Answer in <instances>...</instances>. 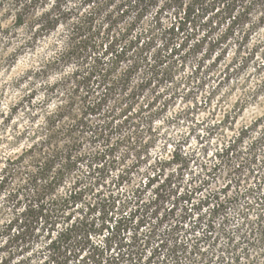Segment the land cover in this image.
I'll return each instance as SVG.
<instances>
[{
  "label": "trees",
  "instance_id": "1",
  "mask_svg": "<svg viewBox=\"0 0 264 264\" xmlns=\"http://www.w3.org/2000/svg\"><path fill=\"white\" fill-rule=\"evenodd\" d=\"M71 3L0 2V47L7 44L8 53H0V68L20 59L26 64L12 81L19 96L7 110L0 87V225L6 222L0 236L24 246L21 256L47 241L41 264H48L58 241L64 264H200L198 242L189 250L179 232L188 226L202 229L203 237L215 240L216 232L231 241L240 221L229 211L238 197L229 196V183L211 189L215 174L204 163L198 165L202 174L193 172L198 158L187 150L191 131L173 132L188 122L190 111L169 110L178 96L202 90L210 80L207 100L224 87L226 96H235L234 110L256 103L264 74L255 82L233 80L251 64L264 70V32L238 38L236 0ZM163 17L170 20L164 28ZM158 34L172 42L158 44ZM190 57L195 64L182 75ZM173 135L181 138L179 149ZM259 152L264 155V113L241 125L216 156L236 162L238 173L254 174L255 166L264 171ZM145 166L146 182L133 185L134 171ZM182 169H190L192 186L161 214L167 192L156 188L145 198L146 192L160 180L178 188ZM245 189L258 192L261 221L264 185L256 180ZM178 201L183 214L161 230Z\"/></svg>",
  "mask_w": 264,
  "mask_h": 264
},
{
  "label": "rangeland",
  "instance_id": "2",
  "mask_svg": "<svg viewBox=\"0 0 264 264\" xmlns=\"http://www.w3.org/2000/svg\"><path fill=\"white\" fill-rule=\"evenodd\" d=\"M169 22L170 20L168 17H163L161 27L164 28ZM160 34H158V44L168 42V40L172 42L169 35L164 37V35L161 36ZM170 46L172 45L170 44ZM46 53L47 50H43V54ZM232 56L233 51L229 53L227 60L229 61ZM194 62V59L191 57L187 58L185 67L181 70L182 75L190 74L192 64H195ZM253 66L254 65L251 64L250 68L245 71V73L235 76L233 83L236 84V81H240L247 76L252 82H255L256 79H260L264 74V70L258 73L254 70ZM25 67L26 64L23 59H20L12 68L8 66L0 68V87H3L4 90L1 97V105L6 110L19 96L18 89L13 85L12 81L19 77ZM206 69L207 68L204 66L201 69L203 75L206 74ZM201 76L202 75L199 74V77ZM213 84L214 82L210 80L202 90L178 96L174 104L175 109L171 107L169 114H171L173 110H181L183 108L186 110L189 109L190 114L189 117L186 118L188 122L185 121L186 123L184 122L179 127L173 128V132L178 129L187 132L191 131L190 146L187 150L195 152L198 158L196 162L191 164V167L194 173L202 174L201 169L198 167L199 163L202 162L204 163V170H210L211 173L215 174V181L212 183L211 189L220 190L227 183L231 185L228 194L229 196H235V198L238 197V199L229 213L236 216V219L240 221V228H236L231 236V241H227V239L220 234L216 235V232L212 235L215 239L213 240V238L203 237L202 229L199 230V233L192 232L189 230L188 226H185L179 232V239L185 240L190 244L188 247L189 250L191 249V245L195 246L196 242H198L200 252L199 258L202 260L200 264H212L213 262L218 264L219 261L221 262L220 264H228L227 261L229 258L234 259L231 264H246V256L251 255L254 251H258V249L253 246L264 244V214H262L261 221L257 219V215L261 212V210L258 209V202L260 201L257 198L259 194L258 192H247L246 194L245 188L254 186L256 180H260L261 185H264V171L255 166L254 168L256 170L254 174H250L248 171L238 173L236 171V162L228 161L226 156L218 157L216 155L219 153V149L223 147L224 141L233 136L241 125L250 123L255 117L264 113V91L261 93L260 99L256 103L247 105L241 110H234L233 105L236 102L235 96L231 94L226 96V94H224V92H226L224 87H222V91L211 97L210 100H207L208 92L212 89ZM189 87V85H186L182 88L185 90ZM246 142L247 141H245L244 144ZM258 158L259 160H264L262 152L258 153ZM214 164H217L215 169H213ZM174 167L175 166L172 168ZM147 168L149 167L145 166L134 171L132 175L133 185L135 183V185H138L140 182H146L145 176L148 172ZM168 172H170V168H167L166 173ZM182 174V178L176 183L179 184L178 188L174 186L170 187L167 183L161 185L160 180L159 182H154L147 190L145 198H150L152 191L156 188H158V191L163 195L167 192L164 205L159 210L161 214L168 212L167 208L172 206V203H174L183 189L186 187L191 188L190 169H182ZM163 177L164 176H162V178ZM235 179L238 180L239 185L237 187L234 186ZM174 190L177 191V194ZM168 193L171 195L168 196ZM182 205L181 201L176 203L171 217L163 223L160 228L161 230L168 229L170 224L173 225L176 220L180 219L179 215L183 214ZM165 208L166 211L164 212ZM243 212L247 213V219L244 221L240 217ZM160 217L161 215L158 216V218ZM223 252L224 259L220 257V254Z\"/></svg>",
  "mask_w": 264,
  "mask_h": 264
},
{
  "label": "clouds",
  "instance_id": "3",
  "mask_svg": "<svg viewBox=\"0 0 264 264\" xmlns=\"http://www.w3.org/2000/svg\"><path fill=\"white\" fill-rule=\"evenodd\" d=\"M2 2V0H0ZM29 0H25V3ZM44 2H47L48 7L51 8L54 4L57 3V0H41V6ZM65 8L73 7L71 0H61ZM161 4L164 3V0H159ZM4 11H7V5H5ZM39 15V13H35ZM235 22L238 33V38L243 36L244 39H247L248 35L255 34L258 32H264V0H236V14ZM7 26H5L6 28ZM7 47V44H4L3 47H0V53L5 57L8 56V53L4 51ZM10 62V61H9ZM21 92H26L24 87L21 88ZM23 103V101H21ZM259 122V121H257ZM254 126V125H253ZM155 137H153V140ZM179 139L176 136H172L171 143L176 144L177 149H179ZM186 142V137L183 138ZM150 141L149 143H151ZM127 143V141H125ZM259 141H257V144ZM133 151H135L134 145H129ZM164 145H161V150H163ZM156 155L155 153L153 154ZM171 152H169V156ZM163 159V158H161ZM6 227V222L3 225H0V231ZM40 244L43 246L39 249L32 247L31 252L25 253L23 256L20 255L22 248L24 246H17L16 243L11 238H3L0 236V264H28L29 259L32 260V264H41L40 257L47 251V241L41 240ZM258 249L254 251L251 255L246 256V264H264V244H257L253 246ZM48 264H64L65 257L62 254V251L59 248V241L57 245H54L52 250L48 254Z\"/></svg>",
  "mask_w": 264,
  "mask_h": 264
}]
</instances>
